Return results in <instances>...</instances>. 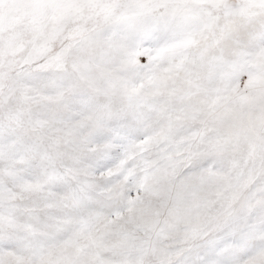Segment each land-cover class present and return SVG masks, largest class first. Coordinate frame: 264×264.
<instances>
[{
  "label": "snow or ice",
  "instance_id": "snow-or-ice-1",
  "mask_svg": "<svg viewBox=\"0 0 264 264\" xmlns=\"http://www.w3.org/2000/svg\"><path fill=\"white\" fill-rule=\"evenodd\" d=\"M0 264H264V0H0Z\"/></svg>",
  "mask_w": 264,
  "mask_h": 264
}]
</instances>
